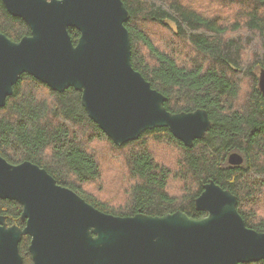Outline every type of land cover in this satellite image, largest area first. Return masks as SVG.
Returning <instances> with one entry per match:
<instances>
[{"label": "trees", "instance_id": "trees-1", "mask_svg": "<svg viewBox=\"0 0 264 264\" xmlns=\"http://www.w3.org/2000/svg\"><path fill=\"white\" fill-rule=\"evenodd\" d=\"M207 1L234 20L207 12L200 0H123L134 69L167 98L169 112L206 110L213 126L205 138L188 147L168 128H156L117 146L90 118L81 92L59 93L24 74L0 107V156L47 170L59 185L119 217L178 211L204 217L195 201L214 181L237 196L247 227L264 233V0ZM243 31L246 38L238 35ZM0 32L13 41L31 34L3 0ZM69 33L76 45L80 32ZM232 153L244 164L231 166ZM22 213L18 202L0 199L9 226L24 227ZM30 241L20 244L24 264H33Z\"/></svg>", "mask_w": 264, "mask_h": 264}, {"label": "water", "instance_id": "water-1", "mask_svg": "<svg viewBox=\"0 0 264 264\" xmlns=\"http://www.w3.org/2000/svg\"><path fill=\"white\" fill-rule=\"evenodd\" d=\"M31 34L13 41L0 32V107L24 74L63 93H82L90 118L117 146L149 130L168 128L186 146L206 137V110L172 113L167 98L132 65L130 13L123 0H3ZM80 32L75 45L69 29ZM264 96V69L259 73ZM239 153L231 166L244 164ZM0 199L23 207L24 227L0 215V264H24L20 244L30 237L33 264H251L264 261V233L248 228L238 199L214 181L196 199L195 219L182 211L165 216L119 217L89 204L31 163L0 156Z\"/></svg>", "mask_w": 264, "mask_h": 264}, {"label": "rangeland", "instance_id": "rangeland-1", "mask_svg": "<svg viewBox=\"0 0 264 264\" xmlns=\"http://www.w3.org/2000/svg\"><path fill=\"white\" fill-rule=\"evenodd\" d=\"M216 2H218L217 0H214ZM200 4L202 5V7L209 13H215V12H220L223 14L224 18L227 20V21H233L234 20V15L232 14H229L228 12L226 13H223V7L219 6L218 4L216 5H212L210 2H208L207 0H200ZM232 11H237L238 10V7L236 8H232L230 9ZM157 34H160L158 31H155ZM237 35V34H236ZM239 36H242L244 38H246L249 33L246 32V31H243V32H239L238 33ZM44 97V95L42 96V98ZM92 148H96L95 145H92L91 146ZM261 207H262V210L264 211V203L261 204ZM264 213V212H263Z\"/></svg>", "mask_w": 264, "mask_h": 264}, {"label": "flooded vegetation", "instance_id": "flooded-vegetation-1", "mask_svg": "<svg viewBox=\"0 0 264 264\" xmlns=\"http://www.w3.org/2000/svg\"><path fill=\"white\" fill-rule=\"evenodd\" d=\"M21 219H22V216H21ZM23 222V221H22ZM24 223V222H23ZM24 226H25V223H24ZM28 237V236H27ZM30 243H31V241H30ZM30 246V245H29ZM33 261V260H32Z\"/></svg>", "mask_w": 264, "mask_h": 264}, {"label": "bare ground", "instance_id": "bare-ground-1", "mask_svg": "<svg viewBox=\"0 0 264 264\" xmlns=\"http://www.w3.org/2000/svg\"><path fill=\"white\" fill-rule=\"evenodd\" d=\"M134 68V67H133ZM138 72V71H137ZM146 80V79H145ZM147 81V80H146ZM208 184V183H207ZM230 191V190H229ZM236 196V195H235ZM237 197V196H236ZM238 199V198H237ZM238 207V206H237Z\"/></svg>", "mask_w": 264, "mask_h": 264}]
</instances>
